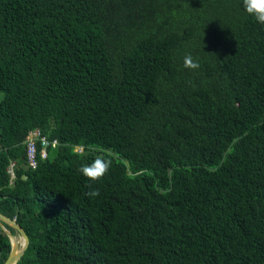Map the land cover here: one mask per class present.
<instances>
[{
    "label": "trees",
    "instance_id": "1",
    "mask_svg": "<svg viewBox=\"0 0 264 264\" xmlns=\"http://www.w3.org/2000/svg\"><path fill=\"white\" fill-rule=\"evenodd\" d=\"M34 130L59 145L31 169ZM0 214L17 264H264V24L243 0H0Z\"/></svg>",
    "mask_w": 264,
    "mask_h": 264
},
{
    "label": "clouds",
    "instance_id": "2",
    "mask_svg": "<svg viewBox=\"0 0 264 264\" xmlns=\"http://www.w3.org/2000/svg\"><path fill=\"white\" fill-rule=\"evenodd\" d=\"M245 11L253 16L257 22L264 24V0H243ZM184 66L189 69H198L200 64L194 61L192 56L186 55L184 58ZM82 149V148H81ZM82 151V150H81ZM112 165L110 159L98 155L90 164L83 165L79 171L91 181L102 180L109 172ZM99 190L93 189L86 193L89 198L99 196Z\"/></svg>",
    "mask_w": 264,
    "mask_h": 264
},
{
    "label": "built area",
    "instance_id": "3",
    "mask_svg": "<svg viewBox=\"0 0 264 264\" xmlns=\"http://www.w3.org/2000/svg\"><path fill=\"white\" fill-rule=\"evenodd\" d=\"M25 144L27 148L28 166L31 169H36L38 159L46 160L48 158L49 148H57L59 145L57 140H49L48 137L43 136L38 130L29 132ZM13 167L14 164L10 167L9 171L14 178Z\"/></svg>",
    "mask_w": 264,
    "mask_h": 264
},
{
    "label": "water",
    "instance_id": "4",
    "mask_svg": "<svg viewBox=\"0 0 264 264\" xmlns=\"http://www.w3.org/2000/svg\"><path fill=\"white\" fill-rule=\"evenodd\" d=\"M6 225L14 229L17 235H14L10 230H8ZM0 228L10 239L12 246L10 255L4 264H17L29 248L30 239L25 230L16 222V220H12L2 214H0ZM16 236H19L24 240V245L21 249H18L17 243L14 242L16 240Z\"/></svg>",
    "mask_w": 264,
    "mask_h": 264
},
{
    "label": "bare ground",
    "instance_id": "5",
    "mask_svg": "<svg viewBox=\"0 0 264 264\" xmlns=\"http://www.w3.org/2000/svg\"><path fill=\"white\" fill-rule=\"evenodd\" d=\"M14 242L17 243L18 249H21L24 245V240L19 236H16V240Z\"/></svg>",
    "mask_w": 264,
    "mask_h": 264
},
{
    "label": "rangeland",
    "instance_id": "6",
    "mask_svg": "<svg viewBox=\"0 0 264 264\" xmlns=\"http://www.w3.org/2000/svg\"><path fill=\"white\" fill-rule=\"evenodd\" d=\"M77 152L81 151L82 149L81 148H76L75 149Z\"/></svg>",
    "mask_w": 264,
    "mask_h": 264
}]
</instances>
